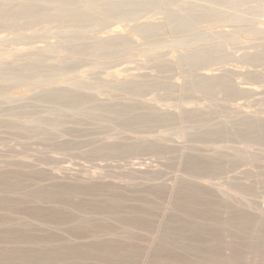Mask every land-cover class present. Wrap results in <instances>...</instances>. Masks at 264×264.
<instances>
[{"label": "rangeland", "instance_id": "1", "mask_svg": "<svg viewBox=\"0 0 264 264\" xmlns=\"http://www.w3.org/2000/svg\"><path fill=\"white\" fill-rule=\"evenodd\" d=\"M189 2L158 3L135 18H104L93 7L89 23L44 18L0 24V67L41 63L58 72L48 81L1 80L2 182L10 185L19 178L25 194L52 188V196L42 195L48 203L41 206L59 205L65 214L52 224L5 210L2 220L52 233L70 245L98 242L120 248L105 259L109 262L91 256L82 257L81 264H264V0H248L201 21L192 35H208L206 43H185L186 34L167 30L154 37L138 33L139 26L165 27L168 10L180 11ZM233 13H245L246 21L230 22ZM110 39H124L128 47L109 58L68 49L73 43L89 46ZM213 47L218 51L208 50ZM207 50L208 60L183 64L184 58ZM200 73L227 79L234 91L223 95L193 86ZM59 90L82 95L86 103L60 110L40 100L41 93ZM95 106L117 115L94 114ZM187 186L196 191H188L190 197L181 190ZM105 198H120L137 213H125L128 222L119 223L102 210L99 219L87 216L101 223L96 235H74V228H84L73 223L81 219L75 208L94 207ZM190 198L198 209L210 205L189 219L204 228L195 242L207 244L208 256L190 252L194 241L186 229L188 235L172 247L159 242L173 207Z\"/></svg>", "mask_w": 264, "mask_h": 264}, {"label": "bare ground", "instance_id": "2", "mask_svg": "<svg viewBox=\"0 0 264 264\" xmlns=\"http://www.w3.org/2000/svg\"><path fill=\"white\" fill-rule=\"evenodd\" d=\"M171 1L173 0H159V1L157 0H0V24L2 25L8 24L10 26L11 25L15 26L17 24L26 25L38 19H44V18L45 19L52 18L58 21L69 23V24L81 23V22L89 23L94 20V15H92L91 10L94 9L95 7L97 9H101V15L104 18H112V19L116 17L135 18L136 16L139 15L140 12H142L145 9L147 10L148 8H151L158 3L165 4ZM245 1H248V0H190V2L187 5L184 4L185 6L180 11L173 12L174 10L173 11L168 10L169 12L167 13V22H166L165 27L144 25V26H139L137 30H138V33L144 36H148V37L152 35L153 37L154 35L155 36L161 35L162 33H164L165 30H167L174 34L175 33L186 34L187 36L185 38H182L183 39L182 42H185V43L187 42V43H192V44L193 43H206L210 39L208 35H197V36L192 35V33L197 28L199 23L201 21L203 22V20H212V19L217 18V16H219L223 10H235L237 5ZM175 3L177 4L178 2H175ZM155 10L153 12H155ZM244 15L233 13L229 17V21L235 24L241 25L246 21V17ZM249 23H251V21ZM206 25H209V24H206ZM71 38H74V37H71ZM67 47H69V45H67ZM126 47H128V41L124 39H110V40L98 41L89 46L80 45L78 43L76 44L73 43L70 45L68 49L77 54H86V55H92V56H97V57H103V58L108 57L109 58L113 56L114 54L118 53L119 51L126 49ZM208 50H210L211 52H215V51L217 52L218 48L213 47L212 49H208ZM210 51L206 52L203 56L202 55L201 56L191 55L190 57L184 58L182 62L186 66H195L202 61L208 60L210 58L208 55L210 54ZM256 59L257 58L252 57L253 61ZM40 64L41 63H37V64L35 63V65H31V66L29 65L28 67H24L21 69L4 68V66L0 67V82L1 80L2 81L3 80H8V81L18 80L19 81V80H33V79H38V80L40 79V81L41 79H47L48 81V79H50L55 74H57L58 76V72H56L55 68L52 69L50 67V69H46V68L44 69L43 66H41ZM197 78H198L197 79L198 82L194 83L193 86L195 85L196 87H200L207 92L229 95L234 91L233 88L229 85V81L227 79L207 78V74L205 73H200ZM127 88L133 91H138L137 87H127ZM83 97L84 96L79 95V94L75 95L71 92L69 93V92L61 91V90L45 91L40 94L41 101L55 103L58 105V109L60 110L65 109V108L66 109L68 108L77 109L83 106L86 103V100ZM77 112H79V110ZM92 112L97 115H106V114L117 115V111L114 109H110V108L101 109L100 107L96 108V106ZM141 166L142 165H140V167ZM3 180L5 179H3L0 174V193L1 192H4L6 194L12 193L18 196L14 199H10L8 197L6 198L0 195V214L2 213V211H5V210L12 211V212L15 211L16 213H23L31 217L32 219L38 220L37 222L41 221L42 223L48 222L52 224L55 222L54 217L57 218L59 214L63 216L64 213L61 211V208L59 207V205H53L52 207H49V208H42L41 206V204L48 203V202H45L46 200H44V198H41L42 195H46L45 198L52 196L54 193L53 192L54 190L52 188L44 189L40 187L39 189L31 193L25 194L19 191L20 186L17 185L18 184L17 182H19V178H15L14 181L16 183H12L10 185L3 184L2 182ZM91 188L92 187H90V189ZM57 189L58 188H56L55 190ZM193 189L194 188H191V187L188 188L187 186V187H183L181 190H183L182 192L187 191V197H190L191 194H188V191L196 192ZM51 192H53L52 195H50ZM28 200H32L30 201L31 204L28 203ZM101 200L102 199L97 200L94 204V207H88V206L82 205V207L75 208L76 211L75 212L73 211V214L77 216V214L80 213L81 219L78 220L77 218V220H75L73 223L76 224L75 225L76 227L83 226L84 228L82 230L80 228H74L78 230L80 229V231L78 230L74 231V235H75V232L77 233V235L78 234L79 235H96L98 231L96 230V228L101 223L98 221L96 222L91 221V220L89 221V218L87 216L93 215V216L98 217L99 219L98 213L101 214L102 210L108 211L112 219L115 221H118L119 223L128 222V218H125V215H126L125 213H137V211L134 209V206L132 207V206H128V205L126 206L122 204L123 201L122 200L120 201V198H119V201H114V202H109V200L106 198L102 201ZM127 201L129 202L130 200H127ZM183 201L185 203H183L182 205L175 207V208L173 207L174 213L171 216H168V218L166 219L164 228L161 229V232H160L161 234L159 237L160 239L159 242L162 243L163 245H168L172 243L171 244V247H172L174 240L175 241L176 239L179 240L183 238L184 236L188 235L187 233H184V230L186 229L190 233V236L188 237L189 238L193 237L192 240L194 241L193 243H191L193 245L189 246L188 244L190 252L192 251L196 255L201 254V255L208 256L209 248H207L208 247L207 244L200 245V243L198 244L197 242H195L196 238H198V235H200V233L204 230V228H202L199 224H194L193 222L192 224L189 221V219L193 218L192 214L194 215L198 211H202V213L206 212L204 208H206L207 204L200 206L201 209H198L197 204L193 200H191V198L189 200L185 199ZM54 204H56L55 201H54ZM207 207H210V205H208ZM121 213H123V215H121ZM45 226L46 228L49 227L47 225ZM64 241H62L61 239H58L52 233H48L45 231L43 232L41 230L34 229V228L26 229V227L23 224L18 225V226H12L9 223V221L2 220V218H0V264H40L43 261H45V263L51 262L52 264H57L58 262H61V263L64 262L63 264H81L82 257L85 258V257H91V256H94V258L95 256H98L99 258H102V259L104 258V261L109 262L108 260H105V259L110 258V256H112L114 253H116L117 250L120 249L118 244L115 245L112 243L109 245L108 243L103 244V243L96 242V243L91 244L89 247H82V246L70 245ZM40 247H44L47 249L46 250L37 249ZM168 247L170 248V246ZM168 247H163L164 250L166 251L165 252L166 254L169 253ZM130 253L131 252H127V253L125 252V256L131 257ZM212 258L213 256H211V259Z\"/></svg>", "mask_w": 264, "mask_h": 264}]
</instances>
